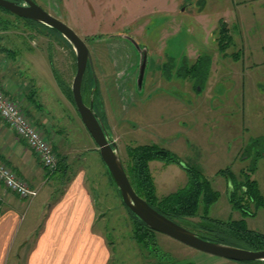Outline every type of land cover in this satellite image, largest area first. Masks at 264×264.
I'll return each mask as SVG.
<instances>
[{"label": "rangeland", "instance_id": "374dc122", "mask_svg": "<svg viewBox=\"0 0 264 264\" xmlns=\"http://www.w3.org/2000/svg\"><path fill=\"white\" fill-rule=\"evenodd\" d=\"M36 1L53 11L54 5H62L60 0ZM167 4L173 7L172 10H161L159 5L151 4L153 8L146 12L151 21L141 27L143 31L139 34L138 30L131 32L130 29L139 28L143 17L130 24L131 28L119 29L112 35H101L103 45L114 44L110 51L127 59L124 68L132 78L129 89L134 101L128 90H120L123 91L122 99L115 108L116 127L112 129V134L124 160L127 159L128 145L155 143L169 148L186 163L199 168L219 191L208 213L224 219L239 218L244 214L228 200V181L216 171L228 166L239 180L243 172L248 171L264 196V155L255 156L254 147L245 150L248 141L264 137V0H167ZM220 20L227 25V47L224 51L218 49L217 43ZM160 26L165 29L160 30ZM44 33L0 8V52L7 54L12 50L15 55L12 54L10 59L18 62L22 61L20 54L26 56L35 48L50 52L53 66L70 84L75 74L72 54L60 39L55 38V34ZM91 36L86 39L87 45L93 55H100L103 50L91 41ZM188 48L210 55L212 62L207 74L199 71L195 77L192 71L185 72L182 82V76L173 73L176 70L174 65L171 67L167 63L166 73L173 75L171 81L162 78L158 79L161 82L149 80V71L159 72L161 64L167 60V53L178 55L176 59L179 60L183 54H189ZM142 71L145 77L140 83L138 75ZM28 72L22 70V74L30 75ZM95 73L94 70L91 72L93 79L96 78ZM190 79L200 84L202 89L199 85L195 88ZM157 89L177 98L173 97L165 105L167 100L158 104L152 101L151 96L143 100L148 91ZM122 101L131 104L125 108ZM55 105L51 113L53 125L59 130L54 131L61 132L64 143L62 146L54 138L50 142L59 152L62 149L68 155V176L79 170L85 173V180L102 217L99 226H103V234L109 241V264H247L199 250L161 231H153L156 244L150 241L144 246L137 242L133 237L130 214L108 178L97 147L91 148L83 137L85 129L78 128L73 109L77 112L75 104L70 103V110L58 102ZM108 125L107 130L111 132L109 127L112 123ZM77 156L80 159L77 160ZM251 162L254 170L249 168ZM149 166L158 196L175 190L187 180L185 170L175 162L166 164L153 159L149 161ZM65 180L58 181L55 193L62 188ZM248 206L251 213L245 215L247 226L264 232V205L256 206L249 201ZM201 210L200 202L199 212ZM192 218L198 219V216ZM251 264H264V261Z\"/></svg>", "mask_w": 264, "mask_h": 264}, {"label": "crops", "instance_id": "0c3cea01", "mask_svg": "<svg viewBox=\"0 0 264 264\" xmlns=\"http://www.w3.org/2000/svg\"><path fill=\"white\" fill-rule=\"evenodd\" d=\"M60 2L62 5H54V14L64 18L82 37L91 34L98 36V39L93 41L103 53L93 55L98 86L94 107L100 114H104L102 121L106 128L109 122L112 123L109 134L115 140L116 137L112 134V129L116 127L115 108L118 107L117 102L122 99L123 91L120 90H128L131 99H134L129 89L132 78L124 68V64L128 63L127 59L110 51L115 47L114 44L103 45L101 35H112L119 29L131 28L130 24L143 17L139 28L135 27V24V28L130 29L131 32L138 30L139 34L143 31L141 27L151 21L146 15V12L153 8L151 4L159 5L161 10L166 11L172 10L173 7H168L167 0H60ZM176 6L179 7L177 3ZM162 29L165 27L160 26V30ZM63 44L73 57L71 46ZM188 50L189 56L195 55L194 48ZM48 53L41 48H35L26 56L20 54L22 61L18 62L15 57L14 61L10 59L12 54L15 55L12 50L7 54L1 51L0 86L24 109L44 134L46 132V136L51 137V142L54 138L56 143L60 142L63 146L61 132L54 131L57 128L53 125L51 112L54 111L56 102L68 110L72 102L66 92L58 86ZM176 56L170 54V57ZM74 63L76 60L73 57V71ZM22 70L29 71L30 75L22 74ZM157 73L159 76L157 79L155 76L154 80L161 82L158 79L163 78V74L161 71L156 72V75ZM148 96L158 104L167 100L164 105L175 97L160 89L148 91L143 100L148 99ZM132 100L131 102L134 101ZM131 102H124L125 108L129 107ZM73 109L78 128L85 129L84 139L91 148H96L97 144L84 126L79 113ZM54 150L59 157L65 155L62 149L60 152L55 148ZM66 156L67 160L68 155ZM0 158L10 165L19 177L37 188V193L33 197L22 198L0 181V264H109L111 254L109 241L103 234V226H99L102 217L97 211L95 197L85 180L84 171L79 170L69 175L70 179L55 193L59 181L55 177L56 170L47 173L37 153L1 116ZM76 158L78 160L80 156Z\"/></svg>", "mask_w": 264, "mask_h": 264}, {"label": "trees", "instance_id": "16d2710c", "mask_svg": "<svg viewBox=\"0 0 264 264\" xmlns=\"http://www.w3.org/2000/svg\"><path fill=\"white\" fill-rule=\"evenodd\" d=\"M0 8L5 9L2 6H0ZM5 11L10 12L7 9H5ZM14 15L18 18L23 19L24 22L30 27L41 31L42 33L45 32L47 34H55V38L60 39L67 46H71L70 49L75 60V55L73 52L74 50L71 43L56 28L33 20L31 18L21 17L16 14ZM217 31L219 34L217 38L218 49L220 51H224V49L227 47V25L223 20L219 21ZM48 57L51 61L52 56L50 52L48 53ZM209 63L210 56L208 54L201 55L191 66H189L188 68L183 67L184 73L191 71L193 73H198L199 71L204 72L205 69L207 71ZM75 65L76 63H74V67L76 68ZM52 68L61 89L66 92L71 102H73L74 104L70 84L65 83V80L58 73L53 64ZM93 86L94 80L89 67H87L81 83L82 96L85 102H88ZM97 90L98 86L96 84V88L93 91V106L96 102L95 94ZM94 109L98 114L99 112L95 107ZM98 115L102 120L104 119L103 113H99ZM245 147V150L247 151L249 149L247 147H254L255 156L264 155V137H256L255 139H251L250 141H248V144L245 145ZM96 149L99 153L98 147ZM126 150L127 159H122V162L133 188L158 211L162 212L178 223L192 230H195L198 234L205 238L227 242L252 249L264 248V232L250 228L246 224L245 215L247 213H251L248 206L249 201H252L256 206L264 205V196L260 192L256 180L249 176L250 174L248 171L243 172L242 178L240 180L236 178V175L228 166H226L225 168H220L216 171V173L223 174L226 178V181H230L231 186H228L227 188L228 200L231 202L233 207L239 209L244 214V216H241L239 218L224 219L212 216L208 213L209 206L217 199L219 191L211 185V180L199 168L189 165L184 160H182L179 155L171 151L169 148L157 145L155 143L128 145ZM57 156L58 163L55 169L56 171H54L57 174L55 177L58 178V180L66 178L65 182H67L70 179V176L67 175L69 168V164L66 161L67 156L66 154L61 155L60 157L57 154ZM153 159L162 160L165 163L175 162L181 165L187 175L185 184L176 188L175 190L168 192L165 195L158 196L156 193L154 178L149 166V161ZM252 160H254V157ZM105 168L108 174V178L120 195L106 165ZM249 168L250 170H254L255 166L252 164V162L250 163ZM200 202L202 203L201 212H199ZM127 210L133 222V237L137 240V242L143 244L144 246H146L150 241L151 243L156 244V240L153 237L154 229L150 228L137 214H135L128 207ZM196 215L198 216V219H193L192 217ZM224 238H227L229 240L225 241ZM257 261H264V259L242 260V262H245L247 264H251Z\"/></svg>", "mask_w": 264, "mask_h": 264}, {"label": "water", "instance_id": "95a60500", "mask_svg": "<svg viewBox=\"0 0 264 264\" xmlns=\"http://www.w3.org/2000/svg\"><path fill=\"white\" fill-rule=\"evenodd\" d=\"M21 1L0 0V6L18 16L31 18L56 28L71 43L76 60V70L71 82L74 104L83 124L97 144L100 156L107 166L125 205L137 214L150 228L161 231L199 250L239 261L264 259V248L252 249L205 238L195 230L178 223L158 211L135 191L123 166L117 143L110 136L101 117L94 109L93 91L97 84L96 78L94 79V86L90 93L89 102L86 103L83 100L81 83L87 64L90 65L92 72L94 70L91 52L87 43L69 24L49 12L37 3L36 0ZM143 67L145 70L144 64ZM143 75L144 72L142 71L141 76ZM228 184L231 186L230 181H228Z\"/></svg>", "mask_w": 264, "mask_h": 264}, {"label": "built area", "instance_id": "2783aa9c", "mask_svg": "<svg viewBox=\"0 0 264 264\" xmlns=\"http://www.w3.org/2000/svg\"><path fill=\"white\" fill-rule=\"evenodd\" d=\"M0 116L37 153L47 173L53 172L58 156L44 132L9 98L0 86ZM0 181L20 197H33L37 188L18 176L16 171L0 158Z\"/></svg>", "mask_w": 264, "mask_h": 264}, {"label": "flooded vegetation", "instance_id": "af4514ba", "mask_svg": "<svg viewBox=\"0 0 264 264\" xmlns=\"http://www.w3.org/2000/svg\"><path fill=\"white\" fill-rule=\"evenodd\" d=\"M19 2H22L21 0H18ZM46 9V8H45ZM48 11L49 12H51L52 14H54V12H53V10H51L50 8L48 9ZM54 15H56V14H54ZM57 16V15H56ZM59 17V16H58ZM60 18V17H59ZM74 29V28H73ZM80 35V34H79ZM108 35V34H107ZM81 36V35H80ZM82 37V36H81ZM91 37H93L92 39H91V41H93V40H95L98 36H96L95 34L93 35V36H91ZM84 40H85V42L87 43V37L85 36V37H82ZM214 42H213V45H212V47L214 46ZM88 46V45H87ZM89 47V46H88ZM90 49V48H89ZM189 49V48H188ZM195 49V48H194ZM213 49V48H212ZM74 50V49H73ZM196 51V53H195V55L194 56H189V54H187V55H182L181 57H180V59L179 60H177L176 59V57L174 58V57H170V54H168L167 53V55H166V62L163 64H161V67H162V69L160 70L161 72H162V74L164 75L163 76V78H162V80H168V81H171V79H173V75H169L170 74V72H168V73H166L168 70H167V68H168V66H167V63L168 64H170L171 65V67H173V65H174V68L176 69L175 71L173 70V73H175V76L177 75V76H182V82H183V79H184V77H185V75H184V69H183V67H189V66H191L198 58H199V56H201V55H204L205 54V52L204 51H202V50H199L198 51V49H196L195 50ZM74 52V51H73ZM90 52H91V58H92V62H93V68H94V66H95V64H94V58H93V52H92V50H90ZM74 55H75V52H74ZM178 56V55H177ZM210 56V55H209ZM190 60V61H189ZM211 62H212V58L210 57V63H209V65H208V68H209V66H210V64H211ZM87 67H89V69H90V71H91V68H90V65L89 64H87V66H86V68ZM75 70H76V68H75ZM167 70V71H166ZM204 70V69H203ZM209 70V69H208ZM85 71H86V69H85ZM85 71H84V73H85ZM94 71H96L95 70V68H94ZM181 72V74H180V72ZM75 72V71H74ZM92 72V71H91ZM202 72V71H201ZM208 72V71H207ZM197 73V72H196ZM196 73H195V77H196ZM204 74H207L206 73V69H205V71L203 72ZM84 75V74H83ZM149 75H150V77H149V80H154V78H155V76H156V71L155 70H151V71H149ZM95 76H96V80H97V75H96V73H95ZM139 77V81L140 82H142L141 81V79L143 80V77H145V75H143V76H141L140 74L138 75ZM83 79V78H82ZM94 80V79H93ZM156 80V79H155ZM154 80V81H155ZM191 80V83L193 84V86L196 88V86L197 85H199L200 86V89H202L201 88V85L200 84H197L196 83V81L195 80H192V79H190ZM91 93V92H90ZM90 99V98H89ZM88 102H89V100H88ZM88 102H86V103H88ZM226 179V178H225Z\"/></svg>", "mask_w": 264, "mask_h": 264}]
</instances>
